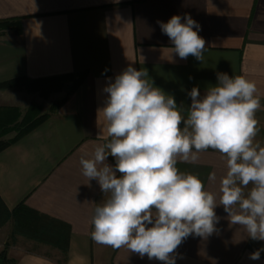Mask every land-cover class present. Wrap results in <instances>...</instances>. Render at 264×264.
<instances>
[{
  "label": "crops",
  "instance_id": "obj_1",
  "mask_svg": "<svg viewBox=\"0 0 264 264\" xmlns=\"http://www.w3.org/2000/svg\"><path fill=\"white\" fill-rule=\"evenodd\" d=\"M185 14L200 25L198 34L206 41L203 62L172 53L157 23ZM10 19H22L21 33L0 30V83L86 74L75 93L55 94L67 100L44 123L0 154V198L9 211L24 204L69 230L66 255L54 245L22 237L44 254L16 252V264H163L91 238L94 209L109 194L97 181L88 183L80 158L85 153L90 158L97 145L107 142L106 121L98 113L107 97L103 88L131 64L147 69L154 86L187 109V93L194 86L203 96L217 84V73L245 76L256 83L261 98L254 143L264 147V0H0V21ZM31 97L26 91H0V111L20 109L22 114ZM107 163L114 166L115 159L109 156ZM177 168L198 175L205 190L217 196L227 172L226 158L212 149L194 162L178 161ZM215 212L218 231L206 239L187 237L176 250V264H264V251L259 260L249 258L264 241L230 225L222 205ZM1 241L2 248L5 237Z\"/></svg>",
  "mask_w": 264,
  "mask_h": 264
},
{
  "label": "clouds",
  "instance_id": "obj_2",
  "mask_svg": "<svg viewBox=\"0 0 264 264\" xmlns=\"http://www.w3.org/2000/svg\"><path fill=\"white\" fill-rule=\"evenodd\" d=\"M157 23L172 53L203 62L206 41L190 15ZM103 92L107 97L98 113L106 121L107 142L97 145L90 158L87 153L80 158L88 183L97 181L109 194L94 209V242L176 264V250L187 237L206 239L218 231L215 209L220 205L230 225L243 226L249 238L264 241V147L254 143L262 105L254 81L217 73V84L203 96L198 86L187 93L191 105L185 109L154 86L147 69L129 64ZM209 149L226 158L218 196L205 190L198 175L177 168L178 161L194 162ZM109 156L114 166L107 163ZM209 180H216L215 173ZM261 251L249 258L259 260Z\"/></svg>",
  "mask_w": 264,
  "mask_h": 264
},
{
  "label": "trees",
  "instance_id": "obj_3",
  "mask_svg": "<svg viewBox=\"0 0 264 264\" xmlns=\"http://www.w3.org/2000/svg\"><path fill=\"white\" fill-rule=\"evenodd\" d=\"M21 26L22 19L0 21L1 31L14 30L17 34H20ZM85 78L86 74H70L38 80L18 77L0 83V91H26L30 94H38L44 100L49 99L54 94L63 92H66L68 97L81 87ZM67 97L57 106L62 105L67 100ZM32 110L31 112L28 111L21 121H19L21 119V112L18 109H5L0 111V154L37 129L47 120L49 115H40L31 118L30 114H36L34 109ZM13 133L16 135L12 139H5ZM9 221L14 223V228L18 235L40 243L54 245L63 254H67L68 228L48 220L39 212L24 204H20L14 210L9 211L0 198V229ZM12 264H16V262H12Z\"/></svg>",
  "mask_w": 264,
  "mask_h": 264
},
{
  "label": "rangeland",
  "instance_id": "obj_4",
  "mask_svg": "<svg viewBox=\"0 0 264 264\" xmlns=\"http://www.w3.org/2000/svg\"><path fill=\"white\" fill-rule=\"evenodd\" d=\"M66 93V92H65ZM67 94V93H66ZM31 97V105L29 109L26 111H22L23 113L21 115V119L26 116V113L28 111L31 112L32 109H34L36 114H30V117L34 118L37 116H40L42 114L49 115L51 111H53L57 105L61 102L58 95H52L49 99L44 100L42 99L38 94H33ZM20 111V109H19ZM33 111V110H32ZM24 112H26L24 114ZM29 115V114H28ZM15 136V133L9 135L8 138H12ZM5 237V245L1 248L0 246V264H12V262H16L15 260V254L16 252H34L37 254H44L42 250L33 249L31 246H29L28 242L22 239L23 236L18 235L14 228V223L12 221H9L6 223L1 229H0V242L2 244V239ZM21 237V238H20ZM25 238V237H24ZM26 239V238H25Z\"/></svg>",
  "mask_w": 264,
  "mask_h": 264
}]
</instances>
